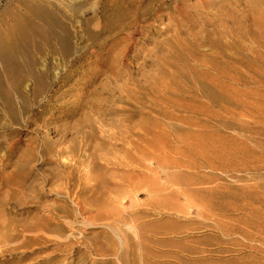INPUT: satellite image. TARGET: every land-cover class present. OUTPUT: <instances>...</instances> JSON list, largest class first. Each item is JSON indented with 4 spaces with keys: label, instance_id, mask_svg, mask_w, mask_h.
I'll use <instances>...</instances> for the list:
<instances>
[{
    "label": "rangeland",
    "instance_id": "obj_1",
    "mask_svg": "<svg viewBox=\"0 0 264 264\" xmlns=\"http://www.w3.org/2000/svg\"><path fill=\"white\" fill-rule=\"evenodd\" d=\"M51 1L2 43L0 264H264V0Z\"/></svg>",
    "mask_w": 264,
    "mask_h": 264
},
{
    "label": "bare ground",
    "instance_id": "obj_2",
    "mask_svg": "<svg viewBox=\"0 0 264 264\" xmlns=\"http://www.w3.org/2000/svg\"><path fill=\"white\" fill-rule=\"evenodd\" d=\"M46 2V8L39 7L34 13L35 18L27 19L25 26L16 23L14 25H8L5 28H0V60L4 64L7 74L11 75L16 73L17 64L15 63V53L5 51L2 47L3 44H6L7 47L17 48L25 58H29L27 62H30L32 37L41 36L47 38L48 35H54L56 27H60V23L53 13V9H57L58 6L51 0H47ZM78 2L81 4L84 3L85 0H79ZM6 102H9L7 96ZM81 203V200L76 203L77 209L80 212L84 209V207L80 205ZM63 211L68 212L69 215H73V209H64ZM91 227H93V225ZM99 251L103 253L101 250Z\"/></svg>",
    "mask_w": 264,
    "mask_h": 264
}]
</instances>
